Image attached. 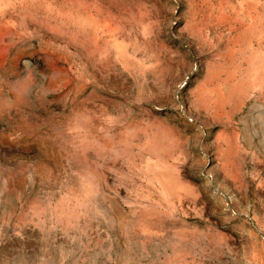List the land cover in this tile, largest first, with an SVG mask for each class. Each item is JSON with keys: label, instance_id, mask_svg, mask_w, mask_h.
<instances>
[{"label": "rangeland", "instance_id": "374dc122", "mask_svg": "<svg viewBox=\"0 0 264 264\" xmlns=\"http://www.w3.org/2000/svg\"><path fill=\"white\" fill-rule=\"evenodd\" d=\"M0 264H264V0H0Z\"/></svg>", "mask_w": 264, "mask_h": 264}]
</instances>
